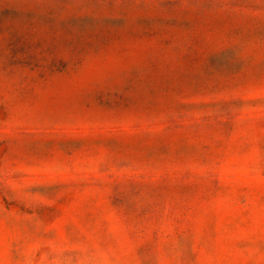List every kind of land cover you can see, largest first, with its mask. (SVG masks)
Masks as SVG:
<instances>
[{
	"label": "rangeland",
	"instance_id": "374dc122",
	"mask_svg": "<svg viewBox=\"0 0 264 264\" xmlns=\"http://www.w3.org/2000/svg\"><path fill=\"white\" fill-rule=\"evenodd\" d=\"M0 264H264V0H0Z\"/></svg>",
	"mask_w": 264,
	"mask_h": 264
}]
</instances>
